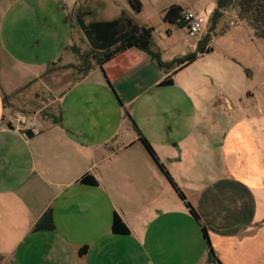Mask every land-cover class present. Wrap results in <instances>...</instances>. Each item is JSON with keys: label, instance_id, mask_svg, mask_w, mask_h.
<instances>
[{"label": "crops", "instance_id": "1", "mask_svg": "<svg viewBox=\"0 0 264 264\" xmlns=\"http://www.w3.org/2000/svg\"><path fill=\"white\" fill-rule=\"evenodd\" d=\"M57 2L70 40L56 64L78 65L73 50L80 53L88 44L78 19L87 25L107 22H97L90 10L95 0ZM17 11L15 17L24 12L23 33L31 31L34 19ZM115 18L108 22L128 20ZM47 20L45 14L39 27L47 28ZM0 34V264H209L199 223L133 123L200 217L221 264H264V120L240 114L223 119L218 112L206 118L205 94L188 90L180 100L193 105L196 118L181 133L170 114L158 116L159 107L175 108L178 101L159 86L171 74L132 48L102 67L93 58L88 73L59 96L49 90L52 100L44 108L55 100L60 122L38 124L31 117L37 128L28 139L29 129L15 121L28 115L17 97L6 103L5 97L41 83L47 64L29 67L6 48L2 24ZM6 54L21 77L14 85L5 81ZM85 175L98 185L81 184ZM48 210L55 230L34 232ZM115 214L129 236L112 233Z\"/></svg>", "mask_w": 264, "mask_h": 264}, {"label": "rangeland", "instance_id": "2", "mask_svg": "<svg viewBox=\"0 0 264 264\" xmlns=\"http://www.w3.org/2000/svg\"><path fill=\"white\" fill-rule=\"evenodd\" d=\"M57 1L0 0V24L10 54L22 59L20 61L27 63L29 67L39 66L40 63L47 64L42 73L41 83L21 89L15 95L16 104L22 113L30 118L37 117L38 124H45L44 121L49 119V115L57 111L55 100L48 108H44V103L48 105L52 100L48 91H55L56 96H59L80 80L84 70L91 67L94 62L93 57L88 59L86 56L91 51L86 43V47L80 49L78 65L56 64L61 57L62 47L70 40V32L68 29L65 30L66 26L63 22L64 10ZM139 1L142 5L141 13L135 12L127 0H95V4H91L89 8L93 11L97 22L112 21L117 19L115 17L123 15L140 29H153L151 50L157 51L161 61L166 64L197 54L200 45L212 49L210 54L200 56L193 64L176 74H174L175 70H164V75L174 74V85L162 87L164 90L162 91L173 93L178 101L173 103L175 108L159 107L160 119L164 118L162 114H170V122L179 126L178 130L183 129L181 133H184L189 122L196 118L193 105L187 99L180 100V94L189 90L205 94L202 96L206 97V118H211L212 113L218 112L223 119L240 114L239 117L245 118L248 115L251 118L264 120V40L257 39L253 30L247 24L240 22L237 9L226 11L215 30L211 31V16L208 12H215L217 0ZM173 5L182 7L184 12L191 11L205 16L208 24L204 33L192 38L186 28L165 23L164 11ZM113 6H117L118 9L115 10ZM17 10H25L26 18L34 19L30 24L31 31L23 33L24 23L21 19L24 17V12L15 17ZM45 14L48 15L47 28L39 27L37 21L41 18L44 20ZM34 23L37 28H33ZM24 34L29 41L23 37ZM38 42L41 44L38 45ZM9 56L8 54L3 56L4 68L7 69L8 74L5 81L14 85L21 77L11 63L8 66ZM155 65L157 66L156 63ZM1 81L6 85L4 76ZM125 87L127 90L131 89L126 83ZM216 99L218 103L214 106ZM227 99L232 102L233 109L228 108ZM172 127L176 129L175 126Z\"/></svg>", "mask_w": 264, "mask_h": 264}, {"label": "trees", "instance_id": "3", "mask_svg": "<svg viewBox=\"0 0 264 264\" xmlns=\"http://www.w3.org/2000/svg\"><path fill=\"white\" fill-rule=\"evenodd\" d=\"M127 2L129 3L131 8L135 12L141 13L142 5L139 0H127ZM229 9H237L239 13L238 18L240 22L247 24L253 30L254 35L257 39L264 40V0H217V9L215 10V12H212V15L210 18V21H211L210 30L211 31L215 30L219 21L223 18L224 13L228 11ZM183 13H184V10L182 9V7L178 5H173L164 11L163 21L171 25H177L180 28H185V24L183 22ZM152 31L153 29L141 28L139 36L131 37L126 42L116 47L113 51H106V52L101 53V52H95L91 50L89 53L86 54V56L88 59L93 57L95 62L100 67H102L103 64L109 62L115 56L127 51L128 49H132V48L140 49L139 47L140 40H150L151 41ZM73 51L75 54L80 55V53L76 49H74ZM145 52L151 57L153 62L157 64L159 69L163 71L164 70H167V71L175 70L174 74H176V72L193 64L200 56L205 55V54H210L212 52V49L208 46L203 47L200 45L197 54H192L184 59L176 60L170 64H166L162 62L157 51L151 50V47H149ZM90 69L91 67H87V69L84 70V75L81 78H83ZM174 74L167 76L159 84V86L160 87L173 86L174 85ZM17 92L14 93L12 96H6L5 103L11 100V98H13L17 94ZM49 121H51L53 124H58L60 122V117L57 118L55 114H50ZM133 127L140 137V142L145 147V149L147 150V152L149 153V155L151 156L155 164L159 167V169L161 170L163 175L167 178L171 186L176 190L180 199L183 202H185V205L189 209L193 218L196 220V222L199 223L201 227L203 239L208 247V259H207L208 263L209 264H221V262L219 261L218 257L216 256L211 246L207 230L200 222L201 221L200 217L198 216V214L196 213L192 205L187 202L185 195L179 189L177 184L174 182L169 171L166 169L164 164L160 162L154 149L152 148L150 143L143 137V135L141 134V132L138 130L137 126L134 123H133ZM80 183L86 186H97L98 185L97 181L91 175L83 176L80 180ZM54 230H55V222H54V218H53L51 210H48L47 212H45L33 228L34 232H53ZM112 233L116 236H129L130 235L129 229L127 228L123 220L117 214H115L113 217ZM86 250H87L86 248L80 250L79 255L84 256L86 254Z\"/></svg>", "mask_w": 264, "mask_h": 264}, {"label": "water", "instance_id": "4", "mask_svg": "<svg viewBox=\"0 0 264 264\" xmlns=\"http://www.w3.org/2000/svg\"><path fill=\"white\" fill-rule=\"evenodd\" d=\"M78 24L91 50L101 53L114 48L124 40L140 32V28L127 19L87 25L80 17ZM130 27H132L131 31L124 32L126 28ZM139 47L141 50L146 51L150 47V40H140ZM25 135L28 139H31L34 133L32 130H28Z\"/></svg>", "mask_w": 264, "mask_h": 264}, {"label": "built area", "instance_id": "5", "mask_svg": "<svg viewBox=\"0 0 264 264\" xmlns=\"http://www.w3.org/2000/svg\"><path fill=\"white\" fill-rule=\"evenodd\" d=\"M208 14L211 16L212 12H208ZM183 22L188 35L192 38L202 35L208 24V20L205 16L191 11H186L183 13ZM15 121L19 127L25 129L34 130L37 128V122L26 116L18 117L15 119Z\"/></svg>", "mask_w": 264, "mask_h": 264}, {"label": "flooded vegetation", "instance_id": "6", "mask_svg": "<svg viewBox=\"0 0 264 264\" xmlns=\"http://www.w3.org/2000/svg\"><path fill=\"white\" fill-rule=\"evenodd\" d=\"M131 30H132V27H130V28H126L124 32L131 31ZM116 32H117V31H116ZM139 34H140V32L137 33V34L134 35V36H139ZM117 36H118V35H117ZM131 37H133V36H131ZM131 37H129L128 39H130ZM128 39L124 40L122 43L126 42ZM122 43H120V44H122ZM120 44H119V45H120ZM119 45L115 46L114 48H112V49H110V50H108V51H113V50H114L116 47H118ZM95 52H96V51H95Z\"/></svg>", "mask_w": 264, "mask_h": 264}]
</instances>
